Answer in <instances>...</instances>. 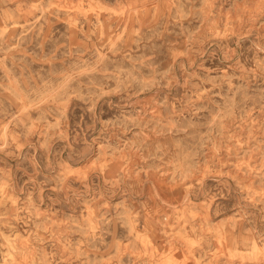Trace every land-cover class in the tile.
I'll return each instance as SVG.
<instances>
[{"label": "rangeland", "instance_id": "374dc122", "mask_svg": "<svg viewBox=\"0 0 264 264\" xmlns=\"http://www.w3.org/2000/svg\"><path fill=\"white\" fill-rule=\"evenodd\" d=\"M187 260L264 264V0H0V264Z\"/></svg>", "mask_w": 264, "mask_h": 264}, {"label": "bare ground", "instance_id": "6f19581e", "mask_svg": "<svg viewBox=\"0 0 264 264\" xmlns=\"http://www.w3.org/2000/svg\"><path fill=\"white\" fill-rule=\"evenodd\" d=\"M167 224V223H166ZM173 228V227H172ZM186 228V227H185ZM180 229V228H179ZM183 229H184V227H183ZM191 231V230H190ZM180 232H182V231H180ZM187 232V231H186ZM166 234V233H165ZM180 234V233H179ZM184 234V233H183ZM189 234V233H188ZM161 235V234H160ZM190 235V234H189ZM162 236V235H161ZM180 238V237H179ZM182 239H183V237H181ZM159 239V238H158ZM161 239H162V237H161ZM186 239V238H185ZM164 240V239H163ZM188 240V239H187ZM186 240V241H187ZM172 241V240H171ZM181 241H183V240H181ZM180 241V242H181ZM163 242V241H162ZM169 242V241H168ZM172 244H173V242H171ZM184 243H186V242H184ZM193 243V242H192ZM177 245V244H176ZM179 245V244H178ZM186 245V244H185ZM189 245V244H188ZM190 245H192V244H190ZM172 246V245H171ZM187 246V245H186ZM194 246V245H193ZM196 246V245H195ZM173 247V246H172ZM176 247V246H175ZM175 247H173V248H175ZM185 247V246H184ZM169 248H170V245H169V247H168V250H169ZM172 248V249H173ZM179 248V247H178ZM187 248V247H186ZM192 250V249H191ZM194 251V250H193ZM191 252V251H190ZM181 253V252H180ZM193 253V252H192ZM184 255V254H183ZM185 256V255H184ZM183 258V257H182ZM182 260V259H181ZM189 261L191 260V259H188ZM188 260L186 261V263L188 262ZM192 261V260H191ZM184 262V261H183ZM185 263V262H184ZM190 263V262H189ZM188 264V263H187Z\"/></svg>", "mask_w": 264, "mask_h": 264}]
</instances>
